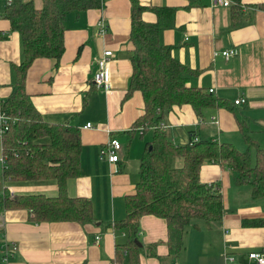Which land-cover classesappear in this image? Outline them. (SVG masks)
I'll use <instances>...</instances> for the list:
<instances>
[{
    "label": "crops",
    "instance_id": "0c3cea01",
    "mask_svg": "<svg viewBox=\"0 0 264 264\" xmlns=\"http://www.w3.org/2000/svg\"><path fill=\"white\" fill-rule=\"evenodd\" d=\"M140 1L178 8L177 27L163 30L162 42L172 46L176 58L199 71L190 76V85L206 91L214 88L213 95L229 104L208 107L201 115L189 104L173 108L165 114L162 123L169 139L185 144L190 141L191 131H195L199 139L244 146L237 120L247 118L254 137L263 145L264 6L256 4L264 0H242L236 15L235 3L216 6L212 0H200L201 5L188 7L189 0ZM3 13L1 10L0 97L7 98L16 81L14 65L23 61L24 53L21 36L11 31ZM131 15V0H107L99 9L68 13L65 53L59 63L51 58H39L29 69L27 92L43 118L81 129V173L68 181V193L72 197L90 198L97 220L85 224L34 223L29 220L27 209L0 210L5 241L16 248L7 264H115L116 245L127 241V232L115 229L112 223L126 215L125 196L136 189L141 156L152 139L147 136L149 130L144 134L138 129L133 131L135 121L145 110L142 94L134 92L124 99L132 75ZM143 17L150 22L156 20L150 11ZM101 23L106 24L104 33ZM108 49L114 52L112 88L104 91L94 85L93 77L97 59ZM225 49L238 52L226 58L222 54ZM240 97L246 103L236 105L235 100ZM88 123L92 126L86 127ZM111 137L118 138L123 145L117 173L108 160L100 157ZM3 161L0 137V196L6 191L12 197L57 195L58 183L54 179H5ZM201 179L221 188L225 201L223 219L211 227L204 221H198V226L190 225L184 235L182 252L172 255L167 243L166 220L143 216L141 264H253L249 252H264V227L243 225L244 218L264 216V199L253 200L245 187L236 185L233 171L218 163L206 161L201 168ZM150 247L157 255L151 254Z\"/></svg>",
    "mask_w": 264,
    "mask_h": 264
},
{
    "label": "trees",
    "instance_id": "16d2710c",
    "mask_svg": "<svg viewBox=\"0 0 264 264\" xmlns=\"http://www.w3.org/2000/svg\"><path fill=\"white\" fill-rule=\"evenodd\" d=\"M107 0H11L2 16L11 24V31L21 36L24 59L15 64L16 81L7 98L0 97V113L10 118L4 133L3 175L12 181L56 180L58 193L0 197V210L24 208L34 223L74 221L81 224L97 220L92 200L86 196L72 197L68 181L81 173V129L70 123H52L43 118L27 92L28 72L39 58H51L58 64L65 53V21L68 13L103 7ZM234 14L242 0H233ZM130 42L132 75L125 98L140 92L144 113L135 121L133 131L144 126V133L153 130L140 160L139 179L134 192L125 196L126 215L112 226L125 230L127 241L117 244L115 264H141L143 246L140 241L141 219L154 215L166 220L168 246L172 255L184 248V235L190 225L204 221L211 227L225 215L224 195L219 186L203 182L201 168L206 161L229 167L238 186L250 188L253 200L264 199V147L253 135L250 120L238 119L239 130L246 149L232 142L199 139L191 131L190 141L176 144L169 139L162 123L167 112L189 104L201 115L211 106H229L209 90L189 84L191 75L198 73L173 54L172 46L161 40L163 30L177 27L178 8L168 5L144 4L131 0ZM201 5L189 0L188 7ZM256 6H264L263 3ZM153 12L155 21H147L143 14ZM1 16V15H0ZM0 38H3L0 32ZM48 138V141L41 139ZM255 150V152H253ZM253 153L255 160L253 161ZM175 159H182L181 166ZM247 227H264V216L244 218ZM4 229L0 227V263L3 259ZM152 255H157L153 247Z\"/></svg>",
    "mask_w": 264,
    "mask_h": 264
},
{
    "label": "built area",
    "instance_id": "2783aa9c",
    "mask_svg": "<svg viewBox=\"0 0 264 264\" xmlns=\"http://www.w3.org/2000/svg\"><path fill=\"white\" fill-rule=\"evenodd\" d=\"M8 3L11 0H6ZM213 5H222V6H231L235 2L233 0H212ZM101 31L104 33L106 31V24L101 23ZM238 51L236 49H225L222 51V54L229 58L235 55ZM218 53H215V55ZM114 56V52L111 49L105 50L103 55L97 59V69L95 71L93 77L94 85L101 90L110 91L112 88V58ZM210 92L214 93L215 89L211 88ZM246 103L245 98H238L235 100L236 105H241ZM9 120L10 118L5 114V112L0 113V137H3L4 133L9 128ZM164 129L166 128L164 124H162ZM92 124L88 123L86 127H91ZM144 126L138 127V131L140 134H144ZM123 148L121 141L116 137H111L106 146H104L100 152L101 159H106L114 166V172L119 171V162L121 157L119 155V151ZM5 165V160L3 161ZM1 197V196H0ZM3 210V209H2ZM97 239H100V235L97 236ZM15 247H10L8 245H4L3 251V259L1 264H7L9 256L15 251ZM249 258L253 262V264H264V252L263 251H251L249 252ZM233 259V258H232ZM175 264H182L176 262Z\"/></svg>",
    "mask_w": 264,
    "mask_h": 264
},
{
    "label": "rangeland",
    "instance_id": "374dc122",
    "mask_svg": "<svg viewBox=\"0 0 264 264\" xmlns=\"http://www.w3.org/2000/svg\"><path fill=\"white\" fill-rule=\"evenodd\" d=\"M6 0H0V11L1 10H5L4 7H6ZM35 4L36 6H41L42 5V0H35ZM151 130V131H150ZM140 136V135H139ZM148 138H152L153 137V130L149 129V132L147 134ZM263 147H264V143H263ZM241 150H245L246 149V145L244 144V146H240L238 147ZM255 160L254 154H253V161ZM182 164V159H175V165L176 166H181ZM245 189H247L250 192V188L245 186ZM248 198L251 200L250 196H248Z\"/></svg>",
    "mask_w": 264,
    "mask_h": 264
},
{
    "label": "water",
    "instance_id": "95a60500",
    "mask_svg": "<svg viewBox=\"0 0 264 264\" xmlns=\"http://www.w3.org/2000/svg\"><path fill=\"white\" fill-rule=\"evenodd\" d=\"M136 242L138 243L139 246H143L141 241L137 240Z\"/></svg>",
    "mask_w": 264,
    "mask_h": 264
}]
</instances>
